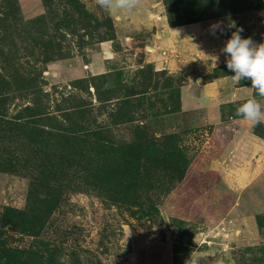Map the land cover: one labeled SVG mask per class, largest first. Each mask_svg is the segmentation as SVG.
Listing matches in <instances>:
<instances>
[{"label":"rangeland","instance_id":"rangeland-1","mask_svg":"<svg viewBox=\"0 0 264 264\" xmlns=\"http://www.w3.org/2000/svg\"><path fill=\"white\" fill-rule=\"evenodd\" d=\"M77 2L0 0V264H264V122L236 114L264 97L221 51L264 42V0Z\"/></svg>","mask_w":264,"mask_h":264},{"label":"clouds","instance_id":"clouds-1","mask_svg":"<svg viewBox=\"0 0 264 264\" xmlns=\"http://www.w3.org/2000/svg\"><path fill=\"white\" fill-rule=\"evenodd\" d=\"M97 4L108 15L115 10L131 13L137 6L136 0H97ZM218 29L219 23L213 26L212 34ZM242 32L243 28L233 31L223 44L221 51L226 68L235 80L249 81L256 93L264 97V42H254L251 37L242 36ZM236 114L253 123H261L264 122V105L253 96L238 105Z\"/></svg>","mask_w":264,"mask_h":264},{"label":"trees","instance_id":"trees-1","mask_svg":"<svg viewBox=\"0 0 264 264\" xmlns=\"http://www.w3.org/2000/svg\"><path fill=\"white\" fill-rule=\"evenodd\" d=\"M47 1V7L51 6V0H46ZM79 0H69L70 3V7L73 8L75 11H77V5L80 4L79 2H77ZM81 8V6H79ZM83 10V8H81ZM81 10V11H82ZM6 23L3 24L2 29H6L9 28L10 26V21L9 19V13L6 14ZM73 18V16H71ZM46 18V16H41L40 20V24L39 26L37 25L36 28H30L28 30L29 33V37L31 39L30 42V51L31 53H35L38 52V54L43 56V61L45 63L50 62L51 60L55 59L56 57H63V46L61 44V42H56L55 40L51 39V38H46V27H51V23H53L54 17H49L46 20H44ZM71 18V19H72ZM71 19L68 17H63V19L60 21V28L66 27L70 29V22ZM10 23V24H9ZM58 28H56L57 30ZM34 32H37L38 36L34 35ZM2 39V38H1ZM11 55V53H9ZM1 85V84H0ZM2 86V85H1ZM24 216V215H23ZM25 220H26V224L28 225L27 229H30L31 227H35L34 225H36L34 223V218L25 214ZM31 218V219H30ZM259 225L261 227L264 228V215L259 217Z\"/></svg>","mask_w":264,"mask_h":264},{"label":"crops","instance_id":"crops-1","mask_svg":"<svg viewBox=\"0 0 264 264\" xmlns=\"http://www.w3.org/2000/svg\"><path fill=\"white\" fill-rule=\"evenodd\" d=\"M198 29H202V31H204V32L206 31V28L203 25L198 27ZM218 81H219L218 79H215L211 83L205 85L204 86L205 92L207 93V92H209L210 89H213V87L218 83Z\"/></svg>","mask_w":264,"mask_h":264}]
</instances>
